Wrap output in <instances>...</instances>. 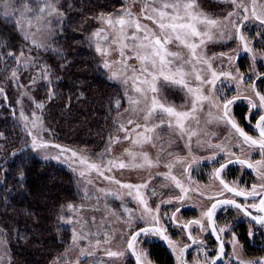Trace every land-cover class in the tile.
<instances>
[{"label": "snow or ice", "instance_id": "1", "mask_svg": "<svg viewBox=\"0 0 264 264\" xmlns=\"http://www.w3.org/2000/svg\"><path fill=\"white\" fill-rule=\"evenodd\" d=\"M225 2H230L237 9H242L243 21L252 20L264 26V0H261L259 4L257 0H251L250 14L249 8L244 4L243 0H225ZM0 6L4 8L5 14H8V9L13 7L10 0H3V4ZM23 7L24 10L20 13V17L27 20L29 27L32 26V18L43 22L45 13L49 17L57 15L62 18L64 15L55 6L54 0L37 9L31 8L28 4H25ZM237 15L239 13L230 11L223 20L213 18L200 8L198 0H144L139 17L134 15L127 7L118 10L116 13L101 12L98 17H95L101 24V27L93 31L91 37L97 53L105 57L103 67L111 70L113 64L121 66L120 69L111 71V78L120 80L125 85V96L129 107L124 110V113L128 115L127 119L124 120L122 119L124 114L121 113L113 121V124L114 133L122 132L124 133L123 139L131 141L132 147L125 149V153L130 158L128 163L118 158L117 160H108L107 165H105L103 161L100 163L91 161L85 154H80L77 151L59 145L49 144L39 136L38 132L34 133L33 131L34 129L43 130L42 118L33 113L31 120H29V117L21 111L20 119L24 121L25 127L29 123L32 125L27 134L32 137L31 147L34 151L48 147L59 148V154L53 156V159H60L61 155L71 152V158L78 160L79 164L83 166L82 170L79 171L81 177H86L90 172L94 171L97 175L103 176L104 179L109 180L111 183L118 184L121 189H127V195L132 196L142 209L140 219L146 222L150 220V226L138 228L130 234L126 250H108L107 256L109 258H122L127 252L135 257V264H143L146 253L143 249L137 247L141 243L140 237L143 234L144 236H157L165 241L173 253L176 254L177 264H185L183 255L190 245L177 248L174 241L168 236L167 229L161 224V217L159 216L160 205H157L155 209L149 207L147 198L141 191V189L148 187L147 183L135 185L123 183L112 176H105L104 174L105 172H110L113 168H151L158 166L160 162L159 158L153 161L146 152H137L133 149L136 147L143 148L146 144H152L153 147H157L156 142L160 141L163 137L164 129H167L171 135L179 136L181 139L187 136L189 142L187 146H190L191 139L197 135V132L191 128L189 122L194 121L199 124V118L196 113L202 110L206 102L210 103L219 112L218 115L209 112V116L213 120L223 123L230 128L229 138H226L230 140L229 144H211V142H208L210 148L218 150L227 157L225 162L220 163V166L214 169L213 174L215 179L219 180L224 191L232 193L235 197H243L245 201L252 198L253 202L241 204L231 198L216 200L211 207L202 212L201 219L190 220L183 224L178 223L177 213L181 212V207H177L172 211L170 219L173 224L182 227L188 233V239L194 244L202 246L204 241L198 240L193 236L190 230L193 226L198 227L201 232L210 229L212 234L216 235L218 249L212 257L205 255L203 264H218L219 261L229 264V260H224L226 255L224 251L225 245L220 238V234L226 232L227 229L220 228L217 231L214 222V217L219 207L225 205L232 206L242 212L244 216L250 217L257 225L264 227V193L257 190L258 188L264 189V94L257 90L258 85L256 83V81L264 79V73L255 71L258 55L251 46L250 41L242 33L241 26L233 19ZM141 19L151 21L152 25H155V28L143 24ZM17 22L18 24L20 23L19 20ZM229 24L235 29V38L239 39L240 48H242L244 53H248L252 57L253 75H255L256 80L250 85V91L255 94L254 98L240 91L231 99L227 98V96L221 98L219 90L216 89V82L220 80L221 76L226 79L238 80L241 83L245 82L244 77L239 73V69H237L235 76L230 71L218 73L210 62L211 59H215L216 57L209 58L202 52V46L214 40L215 32L213 30L219 31L221 37L227 35L229 39L233 38L231 30L228 28ZM221 25H223V30H221ZM28 38V34L25 33V39ZM33 44L36 47L40 46L35 40H33ZM170 45L186 49L187 56L183 55L180 51H173L169 47ZM113 51L118 52L120 58L109 61L107 57ZM6 55L12 57L13 53L9 51ZM23 55V52H21L19 56L15 57V60L17 65H22L26 68L28 64H22L21 60ZM225 55L224 53L219 54V56ZM238 55L239 51L237 50ZM236 58L231 55L227 56L230 63ZM259 58L264 59V53L260 54ZM0 59H3V57H0ZM130 60H135L136 64H130ZM203 66H206V71L210 73V78L203 74L205 72V67ZM41 67L42 71L38 73L37 77L33 78V83L38 78L51 83L47 66ZM11 79L14 82L19 79L17 69L12 70ZM193 79L196 81L195 85L192 84ZM248 79L251 80L252 76H249ZM204 85L211 86L209 94L204 93ZM166 88H178L180 91H183L186 98H190V108H186L184 105L177 107L174 103L170 102L168 97L164 95ZM0 95H3L2 88H0ZM52 95L53 93L50 91L49 96L51 97ZM4 98L7 99L6 96ZM241 99L247 100L248 103V115L245 119L251 123L252 118L255 117V122L252 123L255 134H249L232 115V106ZM33 102L36 104V108L43 109L44 105L42 103ZM17 103L19 104L21 101L18 100ZM116 106L118 109L120 108L119 100H117ZM141 120L143 123L140 122ZM120 140L119 135L110 134L108 147H106L105 152H110L111 145L120 142ZM232 141H234V144ZM233 146L241 148L242 155H237L233 152ZM159 150H164L163 143L159 144ZM252 152H258L261 158L253 160L251 158ZM47 158L49 157L45 156V159ZM176 159L177 162L181 160L180 157ZM209 159H216L215 152ZM65 160H69V157L65 156ZM232 164H239L242 167L252 169L257 173L261 183L259 185L253 184L250 190L238 186H230L221 177V173ZM164 166L169 169L168 173L163 174L165 179L170 178L176 184V187L180 188L182 194L168 200H163L161 203L171 204L175 200L182 204L186 198L188 189L184 188L181 182L171 175V163H166ZM87 183H91V180H88ZM100 191L103 192L104 190L101 189ZM105 195L121 199L119 194L111 191L105 192ZM221 195H223V192H221ZM257 196H261L262 198L258 202H254ZM209 199L213 198L209 197ZM249 208L253 209L257 215L249 212ZM68 210L73 212L80 211V209L72 204L68 205ZM125 212L129 213V223H131L132 210L125 207ZM164 218L169 219L167 213H165ZM61 219H64L69 224L73 223L72 217H61ZM205 219L207 220L206 225L204 223ZM89 234L87 232L78 234L74 229L72 236L73 245L78 246V241L85 239ZM99 243L97 241V244ZM104 243H110L107 235H105ZM232 243L234 251L230 259H237L238 264H264V259L249 261L239 259V254L235 250V245L237 244L235 235L232 237ZM200 251L204 252L203 247L200 248ZM84 254L85 251L81 248V255ZM88 254L91 255L92 253ZM195 264H200V261L197 260Z\"/></svg>", "mask_w": 264, "mask_h": 264}, {"label": "rangeland", "instance_id": "2", "mask_svg": "<svg viewBox=\"0 0 264 264\" xmlns=\"http://www.w3.org/2000/svg\"><path fill=\"white\" fill-rule=\"evenodd\" d=\"M49 2L52 1L10 0V3L13 7L8 9V14H5L4 8L0 6V15L5 19L10 20L18 28L24 39L25 33L28 34L29 38L25 40L32 50L35 49L44 51L51 45L54 29L56 28L55 26L61 22L62 18L57 15L49 17L45 13V19L43 22H39L32 18V26L29 27L27 20L21 19L20 13L24 10L23 6L25 4H28L33 9H37L38 7L45 6ZM243 2L248 6L250 14L251 0H243ZM260 2L261 0H257L258 4ZM122 3L123 6L118 10L127 7L134 15L139 17L144 0H122ZM198 3L204 12L213 18H218L221 20H223V18L226 17L230 11L239 13V15L233 19H235L238 25L241 26L242 33L250 41L251 46L255 49L258 55L255 71L264 73V59L259 58L260 54L264 53V26H261L258 24V22L252 20L246 22L243 21L242 9H237L232 3L225 2V0H198ZM2 4L3 0H0V5ZM18 20L20 21L19 24L17 22ZM49 21L51 22L50 24ZM141 22L143 24L149 25V27L155 28V25H152L151 21L141 19ZM100 27L101 24L99 23L98 28ZM228 28L233 34L232 39H229L227 35L221 37L219 35V31L213 30L215 32L214 40L209 41L206 43V45L202 46V52L209 58L216 57L215 59H211L210 62L212 63L214 70L218 73L221 71H230L235 76L237 69H239V73L244 77L245 82L241 83L238 80L226 79L225 77L221 76L220 80L216 82V89L219 90L221 98L227 96V98L231 99L233 96L237 95L238 91L254 98L255 94L250 91V85L256 80L255 75H253L252 57L250 54L244 53L242 48H240V41L238 38H235V29L232 28L230 24L228 25ZM221 30H223V25H221ZM33 40H35L40 46L36 47L33 44ZM91 42L94 51L100 59L101 68L108 73L109 78L120 88V93L122 94L120 108H117L118 112L116 114L115 120L121 113L124 114L122 119L126 120L128 114L124 113V110L129 107V104L125 96V85L120 80L111 78V71L118 70L121 66L113 64L111 70L104 68L103 64L105 57L97 53L95 44L92 41V37ZM169 47L173 51H180L183 55L187 56L186 49L178 48L174 45H170ZM237 50L239 51V55L243 54V56L239 58V60L236 58L230 63L227 59V56L231 55L238 57L239 55L237 56ZM220 53H224L226 55L219 56ZM119 58V54L116 51H113L112 54L107 57L109 61H114ZM129 63L136 64V61L130 60ZM203 67H205V72L203 74L210 78V73H207L206 66ZM249 76H252L251 80L248 79ZM256 83L258 85L257 90L264 94V79L256 81ZM192 84H196L194 79L192 80ZM48 85L49 82L46 83L47 90L49 89ZM210 87V85H204L205 94H209ZM36 93L37 89H33L31 91L32 98L25 95L19 96L20 98L17 99V101L20 100L21 103H17L18 118L23 127L26 129V132H28V130L32 128V125L29 123L28 126L25 127L24 121L20 119L21 111H23L24 114L29 117V120H31L33 113L41 117L43 130L34 129V133L38 132L39 136L49 144H55L52 143L51 140H48L49 138L46 134L47 130L44 126L42 110L36 108V104L33 102L35 101L36 103L43 104L42 101L37 99ZM164 95H166L169 101L174 103L177 107L184 105L186 108H190L191 106L190 98H186L185 93L180 91L178 88H166L164 90ZM242 108L245 109V111H243ZM209 112L213 113L214 115L219 114L216 108L212 107L210 103L206 102L204 103L202 110L196 113L199 118V124L194 121L189 122L191 128L197 132V135L192 137L190 146H187L189 144L187 136L181 139L179 136L171 135L167 129H164L163 137L160 141L156 142L158 145L157 147H153L152 144H146L143 146V148L136 147L133 149L137 152H146L149 158L153 161H156L159 158L160 162L158 166L151 168H113L110 172H105L104 174L105 176H112L123 183H130L133 185L147 183L148 187L146 189H141V191L145 194L149 207L155 209L157 205H160L159 216L161 217V224L167 229L168 236L174 241L177 248H183L185 245H190L183 255V257H185V264H195L197 260L200 261V264H203L205 255L212 257L216 253L218 247H215L209 238L205 237L208 235V230L204 231V233L198 234L195 232V228L193 230L191 229L193 236L198 240H203L204 243L202 246L193 243L190 244L185 236L183 228L172 223L170 219L172 211L177 207L184 209V212L194 210L198 214V219H201L202 212L208 209V206L212 201L218 199L221 196H224L225 198H233L227 195V193L218 184L213 176L214 168L215 165H217V162L226 161L227 157L218 150H214L208 146V142H211V144H229L230 140L226 138H229L230 128L225 126L223 123L213 120L209 116ZM234 112L239 115V118L243 114H245L246 117L248 115L247 100L241 99L236 104H234L232 106L233 116ZM254 120L255 118H252L251 123L249 120L246 122V126L252 130H254L252 127ZM140 122L143 123L142 120ZM115 134L119 135L121 140L120 142L113 143L111 145V151L107 153V159L117 160L119 158L123 159L125 163H128L130 158L125 153V149L132 147L131 141L124 140V133L122 132ZM29 138L30 148L36 156L46 162H52L57 166L69 169L77 177L75 186L76 195L79 200L76 203L70 204L80 209V211H69V204L65 208L62 217L73 218V223L71 224L62 219V226L68 228L71 233V242L65 254L60 259H58L55 264H134L127 252L122 258H109L107 256V251L126 250L127 240L129 239L130 234L138 228L150 226V220L146 222L145 220L140 219L142 209L139 207L138 202L134 200L132 196L127 195V189H121L118 184L111 183L109 180L104 179L103 176L97 175V173L94 171L90 172L86 177H81L79 175V171L82 170L83 166L79 164L78 160L71 158V152L61 155L60 159H53V156L59 154V148L48 147L46 149H38L34 151L31 147L32 137L29 136ZM160 143H163V151L159 150ZM232 143L234 144V141H232ZM61 147L68 148L65 146ZM232 151L237 155H242L241 148H236L233 146ZM214 152L216 154V159H209L211 156H213ZM169 153H171V155H169ZM45 156H48L49 158L45 159ZM65 156L69 157V160H65ZM177 157L181 158L180 162H177ZM251 158L253 160H259L261 157L258 152H252ZM108 160L103 161L105 165H107ZM94 162L100 163L101 161L95 160ZM166 163L172 164L171 175L175 176L181 182L184 188L188 189L186 198L182 204L176 202L175 200L171 204L161 203L163 200H168L182 194L180 188L176 187V184L170 178L165 179L163 174L169 172V169L164 166ZM186 169L187 171H185ZM208 172H210V174H208ZM231 173L234 175L231 176ZM243 174L244 169L237 165L234 166L230 172L227 171L224 178H232V180H230L232 186H238L248 190L251 189L253 184L259 185L261 183L256 172L249 171L244 177ZM88 180H91V183H87ZM101 189L104 191H100ZM257 190L260 192L264 191V189L259 188ZM108 191L119 194L121 199H116L113 196H106L105 192ZM221 192H223V195H221ZM209 197H212L213 199H209ZM244 203L250 202L245 201ZM125 207L132 210L131 223H129V213L125 212ZM249 210L252 212V214L257 215L253 209L249 208ZM165 213H167L169 219L164 218ZM216 214L220 215V221L217 225L218 230L220 228L227 229V231L221 233V235L225 236L224 240L226 246L228 247L227 257L225 260H229V264H238L237 259H230V257H232L234 251V245L232 243L233 235H235L236 239H238L234 225L241 223V221L246 222L244 225L246 226V237L253 241L254 245L251 243L246 251L239 241H237L235 250L239 254V259H243L245 261L264 259V248L263 253L259 252L260 256L262 257H257L256 252L259 250V248L253 239V236H255L256 239L264 237V227H256L251 225L249 222L247 223V220L239 212L234 211L232 206H221L218 208ZM177 220L179 224L187 222L184 219H181L178 215ZM204 223L205 225L207 224L206 219L204 220ZM242 228L243 226L241 229ZM74 229L78 234H83L85 232L90 233L85 239L78 241V246L73 245L72 241ZM105 235L109 237L110 243H104ZM140 240L141 243H139L137 247L143 249V251L146 253L143 264H156L153 259L154 252H152V250L155 248H153L152 245H158L159 242L162 243V240L157 236H144L143 234H141ZM0 241H2V243H0V264H8L10 261L9 243L6 238V234L2 229H0ZM97 241L100 243L97 244ZM201 247H203L204 252L200 251ZM81 248H83L85 251L84 255H81ZM165 250L167 255H169L168 258L165 259L163 256L159 259V261H166L167 264H177L176 254L173 253L168 244L167 249ZM252 252V257H249ZM88 253L92 254L89 255Z\"/></svg>", "mask_w": 264, "mask_h": 264}, {"label": "trees", "instance_id": "3", "mask_svg": "<svg viewBox=\"0 0 264 264\" xmlns=\"http://www.w3.org/2000/svg\"><path fill=\"white\" fill-rule=\"evenodd\" d=\"M54 3L64 15L44 51L30 49L18 28L0 15V229L9 243L8 264H55L71 242L61 217L68 204L79 200L76 175L32 152L17 114L19 96L32 98L31 91L37 89L48 140L94 161L108 160L105 149L110 134H115L116 102L122 100L120 88L101 68L91 44V34L99 27L95 17L101 12L116 13L122 0ZM9 51L12 57L6 55ZM21 52L26 68L15 60ZM45 65L51 79L48 90L44 79L33 83ZM13 69L19 76L15 82ZM152 247L154 262L162 264L164 249Z\"/></svg>", "mask_w": 264, "mask_h": 264}, {"label": "flooded vegetation", "instance_id": "4", "mask_svg": "<svg viewBox=\"0 0 264 264\" xmlns=\"http://www.w3.org/2000/svg\"><path fill=\"white\" fill-rule=\"evenodd\" d=\"M243 56V54H240L238 57H237V59L239 60V58H241ZM241 108V107H240ZM242 110L243 111H245V109H243L242 108ZM234 117L237 119V121L245 128V130L249 133V134H252V133H255V129L254 130H252V129H250L248 126H246V122H247V120L245 119V114H243L240 118H239V115L237 114V113H235L234 112ZM255 118V117H254ZM252 121V120H251ZM254 122H255V120H254ZM223 162H225V161H219V162H217V165H215V168H218L219 166H220V163H223ZM241 166V165H239V164H232V165H229V167L228 168H226L222 173H221V177L225 180V182L226 183H228L230 186H232L231 185V181L230 180H232V178H230V179H227V178H224V176H225V173H227V171L228 172H230L232 169H233V167L234 166ZM209 166V165H208ZM208 166H207V168H208ZM242 167V166H241ZM214 168V169H215ZM243 169H244V174H243V177L245 176V174L247 173V172H253V170L252 169H249V168H246V167H242ZM208 174H210V172H208ZM232 175H234V174H232L231 173V176ZM214 176V175H213ZM214 179H215V176H214ZM201 180V179H200ZM217 182H218V184L221 186V184H220V182H219V180H217V179H215ZM222 187V186H221ZM226 193H227V195H229L230 197H233V198H231V199H235L238 203H241V204H244V202H245V200H244V198H241V197H235V196H233V194L232 193H230V192H227V191H225ZM262 193H264V191L262 192ZM220 199H226L224 196H221V197H219L218 199H216V200H220ZM261 199V196H257L256 198H255V201L254 202H258L259 200ZM216 200H214V201H212L211 203H210V205L208 206V208L209 207H211V205H212V203H214V202H216ZM247 202V201H246ZM248 202H252V198H250L249 200H248ZM234 208V207H233ZM234 211H236V212H239L246 220H247V223L249 222L251 225H254V226H256V227H261L260 225H257L256 223H253L250 219H248V217H246V216H244V214L243 213H241L239 210H237L236 208H234ZM248 211L249 212H251L249 209H248ZM177 215L181 218V219H184L185 221H190V220H194V219H197L198 220V214H197V212L196 211H194V210H190V211H188V212H184V209H182L181 208V212H178L177 213ZM254 215V214H253ZM220 219V215H217L216 214V216L214 217V222H215V226H216V228H217V231H218V222L220 221L219 220ZM245 221H241V223H239V224H237V225H234L235 226V231H236V233H237V237H238V239H237V241H239V243L243 246V248H244V250H246L247 251V249L249 248V246L251 245V243L253 244V241H251L250 239H248L247 237H246V230H245V228H246V226H244L245 225ZM250 225V226H251ZM243 226V228L241 229V227ZM195 228V232L196 233H198V234H201V233H204V232H201L200 231V229L198 228V227H195V226H193L191 229L193 230ZM190 229V230H191ZM242 231L244 232V235H241V233H242ZM184 233H185V236H186V238L188 239V233L187 232H185L184 231ZM257 236V235H256ZM206 238L208 237L209 238V240L212 242V244L216 247H218V243L214 240V238L211 236V233H210V229L208 230V235H206L205 236ZM220 238H221V240L223 241V243H224V245H225V253H226V255H225V257H224V260L226 259V257H227V249H228V247L226 246V243H225V240H224V238H225V236H223V235H221L220 234ZM242 239H245V241H243ZM253 239L255 240V242L257 243V247L259 248V250L256 252V255H257V257H262V256H260V254H259V252H261V253H263V248H264V237H261L260 239H256L255 238V236H253ZM200 240V239H199ZM188 242L191 244V243H193L191 240H189L188 239ZM194 244V243H193ZM192 244V245H193ZM254 245V244H253ZM252 245V246H253ZM158 246H160V247H162L163 249H164V253L166 254V258H168V256L169 255H167V253H166V250L165 249H167V243L165 242V241H163L162 240V243H158ZM252 255H253V252H252V254H250V256L249 257H252ZM183 259H185V257H183ZM168 262V261H167ZM156 263V262H155ZM160 264V263H159ZM162 264H167L166 263V261H163L162 262ZM169 264H172V263H169ZM220 264H223V261H222V263H220Z\"/></svg>", "mask_w": 264, "mask_h": 264}, {"label": "water", "instance_id": "5", "mask_svg": "<svg viewBox=\"0 0 264 264\" xmlns=\"http://www.w3.org/2000/svg\"><path fill=\"white\" fill-rule=\"evenodd\" d=\"M243 198V197H241ZM262 198V197H261ZM250 199V198H249ZM215 203V202H214ZM213 204V203H212ZM238 210V209H237ZM242 213V212H241ZM248 219H250V217H248ZM251 220V219H250ZM253 223H255V221L251 220ZM211 236L214 238V240L218 243L217 241V237L216 235H213L211 230H210ZM225 251V250H224ZM129 257L131 258V260L133 261V263L135 264V257L131 256V253H128ZM222 263V261H219L218 264Z\"/></svg>", "mask_w": 264, "mask_h": 264}]
</instances>
